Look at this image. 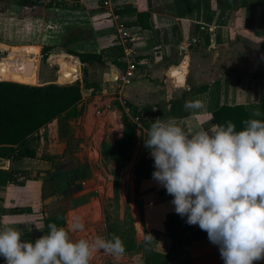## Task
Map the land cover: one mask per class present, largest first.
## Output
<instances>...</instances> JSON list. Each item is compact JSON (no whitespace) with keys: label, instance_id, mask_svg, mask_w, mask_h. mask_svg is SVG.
Instances as JSON below:
<instances>
[{"label":"crops","instance_id":"crops-1","mask_svg":"<svg viewBox=\"0 0 264 264\" xmlns=\"http://www.w3.org/2000/svg\"><path fill=\"white\" fill-rule=\"evenodd\" d=\"M123 3L121 11L125 6H129L136 13L149 14V29L143 30L136 23V15L119 13L125 27L138 34V40L132 45L137 55L136 70L124 93L126 116L137 123L133 146L136 149L133 173L142 155L146 159H152L144 140L148 138L146 130L157 118H174L184 131L191 135L201 128L207 130L216 124L214 118H208V113L213 116V111L221 106H240L249 119L263 116L264 0H189L181 5L178 0V12L185 11L187 14L184 16L177 14L173 0H123ZM65 7L60 10L65 25L78 20V23L72 24L75 27L66 25V28H79L83 33H79L77 41L64 48L81 54L98 55L102 64H81L77 58L64 54L61 71H65L67 79L62 77V81L82 82V79H78L81 67V73L86 77L88 72L100 88L95 89L92 86L84 90L78 106L103 96L111 98L104 97L100 99V103L106 102L107 99L117 102L112 96V91L107 93V87L110 89L113 85L111 78L122 73L126 64L123 61L122 45L116 38L115 22L106 18L99 9L88 8L81 2L67 4ZM65 25H61V29ZM205 36L206 40L208 38L206 44ZM195 38L197 42L179 54L180 48ZM55 43L53 41L50 46H56L52 45ZM84 67L88 71H85ZM74 70H77V73ZM50 83L56 82L50 80ZM186 87L190 90L186 91ZM189 100L202 101L204 108L186 109L185 102ZM254 109H259L261 115L253 117ZM110 114L116 116L114 112ZM138 117L141 122H138ZM87 123L86 121L84 127L90 131L92 128L88 129ZM43 130L45 129H42L34 140L38 141V136ZM30 146L35 148L36 159H0V170L26 171L27 174L37 177L36 180L22 185H49L48 176L54 163H51L49 158L42 157L33 144ZM144 181L155 180L151 178ZM38 192L40 194L41 189H38ZM172 199L165 190L146 202L147 206L143 210V233L145 231L144 235H147L148 232L153 238L150 242L163 238L165 246L155 252L142 254L133 263L224 264L219 247L212 244L208 237L198 240L192 231L182 230L181 233H185V236L180 239L166 236V215L175 212ZM26 212L25 214H31L30 209ZM193 226L195 229L199 228L198 225ZM151 231L156 234H150ZM136 248L130 247L128 251ZM124 259L125 262L131 260L130 257ZM254 264H264V260L255 261Z\"/></svg>","mask_w":264,"mask_h":264},{"label":"rangeland","instance_id":"rangeland-1","mask_svg":"<svg viewBox=\"0 0 264 264\" xmlns=\"http://www.w3.org/2000/svg\"><path fill=\"white\" fill-rule=\"evenodd\" d=\"M16 2L0 0V81L43 85L54 80L59 84H67L58 74L65 73L61 71L64 63L62 57L67 54L64 41L75 38L77 41L82 31L79 28L67 29L66 25L72 27L78 20L72 22L73 25H65L60 10L61 7L66 8V4L57 8L45 5L22 7ZM82 2L88 8H97L98 0ZM61 25H65L63 29ZM53 41L56 42L52 44L56 45L54 51L43 60L42 48L50 46ZM18 44L25 45L14 46ZM84 69L88 71L86 67ZM74 71L77 73V70ZM79 71L78 79H83L85 76L81 73V67ZM85 81L90 87H99L88 72ZM107 88V93H110L111 90ZM104 97L108 96L93 98L90 103L78 106L81 114L77 118L59 117L42 131L38 141L32 140L34 142L31 144L38 149L39 154L54 163L48 176L50 184L22 185L37 178L27 174L16 179V184L20 185L0 187V230L6 225L15 227L21 231L23 241L34 242L45 235L43 219L72 203V208L65 213L64 227L67 228L76 219L85 225L82 232H69L73 242L91 240L97 235L110 239L115 235L123 241L125 249L133 247L132 243L137 246L135 250H126L124 257L131 258L128 262L124 261V257L115 260L100 250L93 253L90 264H134L142 254L155 252L165 246L163 238H157L155 242L144 239L146 234L142 230L136 201L145 203L146 208V202L165 189L157 181L146 182L144 180L148 179H144L139 182L136 196L135 184L139 178L133 175L135 148L130 150L128 159L121 165L113 162L109 153L122 136V118L126 113L118 102L107 99L100 103ZM113 112L116 116L110 114ZM86 121V127L92 128L90 131L84 127ZM59 163L64 165V171L57 168ZM38 189H41L40 194ZM63 198L66 199L60 201ZM93 207L97 214L93 213ZM27 209L31 210V214H25ZM86 209L89 211L86 212ZM171 231L173 238L185 236L182 231Z\"/></svg>","mask_w":264,"mask_h":264},{"label":"clouds","instance_id":"clouds-1","mask_svg":"<svg viewBox=\"0 0 264 264\" xmlns=\"http://www.w3.org/2000/svg\"><path fill=\"white\" fill-rule=\"evenodd\" d=\"M185 108L201 109L204 104L189 100ZM260 115L259 109L253 110V117ZM208 118L214 117L208 113ZM242 124L243 130L237 131L228 120L190 135L174 118H157L144 140L154 161L152 178L173 197L175 213L186 216L188 225H198L219 247L224 264L264 260V121L247 119ZM47 227L46 235L26 242L19 229L4 226L0 257L5 264H90L100 250L115 260L126 255L115 235L73 242L69 232L85 228L79 219L67 228L54 223Z\"/></svg>","mask_w":264,"mask_h":264},{"label":"trees","instance_id":"trees-1","mask_svg":"<svg viewBox=\"0 0 264 264\" xmlns=\"http://www.w3.org/2000/svg\"><path fill=\"white\" fill-rule=\"evenodd\" d=\"M15 1H17L16 4L22 7L42 5L41 0ZM188 1L180 0V5L186 4ZM173 2L179 16L187 14L185 11L183 13L178 12V0H173ZM119 13L121 15H136V23L139 24L140 28L143 30L149 29V14L136 13L129 6H125ZM75 39L64 41L65 47L74 42L73 40ZM204 40L206 44L208 38L206 40L205 36ZM53 50L54 46L43 47L41 58L45 60ZM66 53L77 58L81 64H102L100 56L95 54H81L72 50H66ZM90 88V85H87L85 81V77H83L82 82L76 80L71 84L47 83L43 85H29L11 81H0V159L12 160L16 157L36 159L35 148L30 146L32 140L36 139L35 136L61 116H66L67 118L79 117L81 110L78 108V105L82 100L83 91ZM262 112L263 116L258 119L264 121V103ZM213 117L216 124H224L228 120L232 121L237 131L243 130L242 122L249 119L244 109L240 106H221L213 111ZM137 120L139 122L141 118L138 117ZM122 125V136L109 153L113 162L118 166L128 159L130 150L134 146L137 129V123L132 122L127 116L122 118ZM57 168L60 171L65 170L62 163H59ZM153 171H155L153 159H146L142 155L133 173L135 177L139 178L135 184L136 196L138 194L139 182L144 179H151ZM22 175H27V172L0 170V186H4L7 183L16 184V179L21 178ZM65 199L63 198L60 201ZM136 205L138 206L143 224L145 203L136 201ZM72 206V203L71 205L64 206L59 212L48 215L43 219V232L45 235L49 231L47 227L49 223H54L58 227H64L65 213ZM186 219V216L182 218L175 212L167 214L166 236L172 237L171 230H182L192 231L195 239L198 240L208 237L205 231H202L200 228L195 229L193 225H188ZM132 246L131 248L133 249L137 247L133 243ZM125 250L128 251V249ZM0 264H5L3 257H0Z\"/></svg>","mask_w":264,"mask_h":264},{"label":"built area","instance_id":"built-area-1","mask_svg":"<svg viewBox=\"0 0 264 264\" xmlns=\"http://www.w3.org/2000/svg\"><path fill=\"white\" fill-rule=\"evenodd\" d=\"M42 5L50 7H59L63 4H83V0H41ZM124 3L123 0H98L97 9H99L102 14L112 21L115 22V29L117 32L118 42L122 45L123 48V61L126 64V68L122 73H119L116 77L115 82L110 87L112 91V96L116 98L118 104L126 111L127 105L124 98V93L127 86L130 83L131 78L134 76V71L136 70V52L132 45L138 40V34L134 33L131 29L126 28L123 20L120 18L119 11L122 9ZM197 42L196 38L192 41H188L183 48H180L179 54L181 51L186 50L191 45ZM190 89L186 87V91Z\"/></svg>","mask_w":264,"mask_h":264},{"label":"water","instance_id":"water-1","mask_svg":"<svg viewBox=\"0 0 264 264\" xmlns=\"http://www.w3.org/2000/svg\"><path fill=\"white\" fill-rule=\"evenodd\" d=\"M60 76H62V77H64L65 79H67V75L65 74V73H58ZM116 80V76L115 75H113V77L111 78V82L112 81H115ZM66 81H68V80H66ZM76 80H73L72 82H67V84H71V83H73V82H75Z\"/></svg>","mask_w":264,"mask_h":264},{"label":"bare ground","instance_id":"bare-ground-1","mask_svg":"<svg viewBox=\"0 0 264 264\" xmlns=\"http://www.w3.org/2000/svg\"><path fill=\"white\" fill-rule=\"evenodd\" d=\"M91 117V116H90ZM93 118V117H92ZM89 211V209H86V212H88ZM82 212V211H81ZM83 213H85V212H83ZM93 213H95V214H97V211H96V208L95 207H93Z\"/></svg>","mask_w":264,"mask_h":264}]
</instances>
